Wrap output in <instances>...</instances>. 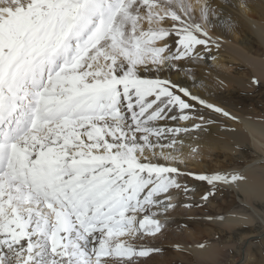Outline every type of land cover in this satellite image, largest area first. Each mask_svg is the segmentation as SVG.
Listing matches in <instances>:
<instances>
[{"label": "snow or ice", "instance_id": "obj_1", "mask_svg": "<svg viewBox=\"0 0 264 264\" xmlns=\"http://www.w3.org/2000/svg\"><path fill=\"white\" fill-rule=\"evenodd\" d=\"M233 26L207 0H0V264H144L181 196L249 183L185 170L238 120L196 72Z\"/></svg>", "mask_w": 264, "mask_h": 264}, {"label": "bare ground", "instance_id": "obj_2", "mask_svg": "<svg viewBox=\"0 0 264 264\" xmlns=\"http://www.w3.org/2000/svg\"><path fill=\"white\" fill-rule=\"evenodd\" d=\"M204 2L205 0H188L194 8H198ZM207 2L217 11L230 14L234 26L230 32L219 27L208 30L209 36L220 43V48L212 47L211 52L215 59H209L206 64H201L196 69L197 76L207 85V89H199V91L205 96L212 97L213 102L237 117L238 120L233 121L220 115H213L212 118L217 123L210 126L208 133L201 134L197 141L191 142L192 147L197 148L198 155L186 161L187 169L191 168L203 174H208L206 171L218 170L217 160H212L211 164L206 165L196 159L197 157L208 158L213 151L223 152L227 157L235 155L242 157L241 148L247 147L259 153V158H253L232 172L226 170L222 173L241 172L249 177L248 184L224 187L235 194L240 193L243 199L239 200L241 204L259 219L257 210L249 201L251 199L264 200V182L260 180V176L264 175V121L260 119L262 118V114L258 113L260 109H257L259 110L257 112L255 111L257 107L250 106V110L244 107V100L240 99L241 95L238 96V91L257 86L251 83L253 78L264 80V0H246L249 7V11L246 12L239 8L241 0H207ZM228 4L235 7L229 8ZM233 69L234 72H232ZM241 69L247 74L240 72ZM220 80H223L224 87L216 88L214 85ZM234 95L239 97L237 101L236 98H232ZM189 151L190 149L185 147L184 152L187 154ZM193 189L196 195L199 192L197 186ZM250 222V218L246 215L230 216L224 219L226 224ZM261 222L264 229V221L261 220ZM211 252V247L195 248L198 258L210 259Z\"/></svg>", "mask_w": 264, "mask_h": 264}, {"label": "rangeland", "instance_id": "obj_3", "mask_svg": "<svg viewBox=\"0 0 264 264\" xmlns=\"http://www.w3.org/2000/svg\"><path fill=\"white\" fill-rule=\"evenodd\" d=\"M228 54L226 56L229 57ZM234 71L233 69L232 72ZM240 72L247 74L243 69ZM257 80L259 81L257 86L238 91V96L241 95L239 97L244 100V107L249 110L250 106L257 107L255 110L257 112L259 111L257 109L263 110L262 113L261 111L258 113L262 114L260 119L264 121V80L261 78ZM238 96L234 95L232 98H236L237 101ZM240 152L242 157L239 155L227 157L223 152L213 151L208 158L196 159L206 165L211 164L212 160L218 161V170L206 171L210 175L222 174L226 170L232 172L253 158L260 157L259 153L247 147L241 148ZM185 170L193 171L191 168ZM260 180L264 182V175L260 176ZM187 183L192 188L197 186L199 191L196 195L193 193L192 200L187 202H200V196L209 186L191 179L187 180ZM239 200H243L240 193L235 194L224 186H219L214 197L210 198L209 202L203 203L201 207H183L184 197L181 196V206L170 210L167 214L168 223L163 234L147 241L149 246L161 248V253L153 254L151 259L145 258L144 264H264V229L261 222L264 221V200L249 201L257 210L259 219ZM242 215L248 216L251 222L226 224L224 220L220 222L206 219L209 216H223L227 219L230 216ZM199 244L212 248L210 259L196 256L195 248H199L197 247Z\"/></svg>", "mask_w": 264, "mask_h": 264}]
</instances>
